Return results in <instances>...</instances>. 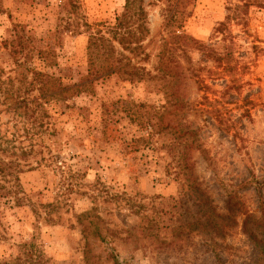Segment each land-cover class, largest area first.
<instances>
[{
    "label": "rangeland",
    "instance_id": "obj_1",
    "mask_svg": "<svg viewBox=\"0 0 264 264\" xmlns=\"http://www.w3.org/2000/svg\"><path fill=\"white\" fill-rule=\"evenodd\" d=\"M125 5L0 0V264H264V0Z\"/></svg>",
    "mask_w": 264,
    "mask_h": 264
},
{
    "label": "trees",
    "instance_id": "obj_2",
    "mask_svg": "<svg viewBox=\"0 0 264 264\" xmlns=\"http://www.w3.org/2000/svg\"><path fill=\"white\" fill-rule=\"evenodd\" d=\"M142 3L143 0H126L125 11L117 18V23L111 40L105 39V37L101 39L103 41L102 45L107 48L111 55H114V53L117 52L113 43L114 41L118 42L124 49L130 51H133L141 46V42L145 39L146 34L149 31L147 27L146 11ZM98 42L99 40L96 37H94V39L92 38L89 47H94V45L99 46L100 44ZM94 55L96 54L91 50V56L93 58ZM89 70L91 74H93V78L102 77L111 71L113 72V70L126 72L127 76H129L131 80H135V78H139L141 80L144 78L143 72L141 71L144 69L142 67L132 65L131 60L127 61L120 67H110V69H106L104 71L94 67L91 60V67ZM99 234L102 236V241L109 243L100 231ZM110 257L116 264H123L120 260L119 254L114 251L111 253Z\"/></svg>",
    "mask_w": 264,
    "mask_h": 264
}]
</instances>
